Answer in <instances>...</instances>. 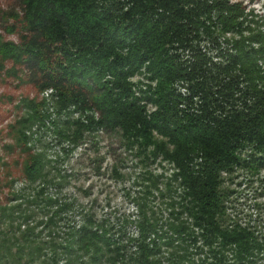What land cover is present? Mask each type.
<instances>
[{
    "label": "trees",
    "instance_id": "trees-1",
    "mask_svg": "<svg viewBox=\"0 0 264 264\" xmlns=\"http://www.w3.org/2000/svg\"><path fill=\"white\" fill-rule=\"evenodd\" d=\"M6 4L0 30L16 41L0 35V72L49 98L17 105L23 114L4 149L26 157L20 170L0 156V264H264V203L239 212L242 192L232 187L256 185L264 197V13L245 0ZM35 125L70 154L115 136L164 172L142 174L137 214L117 223L75 214L47 186L17 194L19 178L48 181L49 162L28 146ZM39 212L47 222H35ZM42 224L51 258L38 244Z\"/></svg>",
    "mask_w": 264,
    "mask_h": 264
},
{
    "label": "rangeland",
    "instance_id": "rangeland-1",
    "mask_svg": "<svg viewBox=\"0 0 264 264\" xmlns=\"http://www.w3.org/2000/svg\"><path fill=\"white\" fill-rule=\"evenodd\" d=\"M245 2L248 3L249 9L255 10V13H264V0H245ZM7 8L6 0H0V13ZM0 35L3 36L4 40L16 41L15 36L2 30H0ZM36 96L49 98L48 94L36 95V92L30 86L20 83L4 72H0V156L7 161H12L13 173L16 169L20 170V166L18 167L15 162L19 160L22 163L26 157L20 155L19 151L14 155H9L6 153L4 146L13 143L10 127L23 114L17 108L20 100L23 97L34 98ZM37 127L38 125H35L31 132V141L28 146H30L32 154L45 155L47 162H49L48 181L44 184L29 185L23 182L18 174H15V177L19 179L14 183V186L12 185L11 191H16L17 194H23L24 192L34 198L40 187L47 186L45 195L52 199L58 198L60 202L72 203L75 207V214L78 215L80 211H83L85 214H92L99 222L111 220L112 223H117L118 219L124 214H137L134 197L140 190L137 182H142V174L146 170H151L155 175L164 172V169L157 163L146 169L139 158L137 159L122 148L120 141L115 136L103 133L98 138L99 144L93 143V139H91L87 145L70 154L69 146L65 144L66 151H64L63 147L57 145V139L52 131L48 128L38 130ZM115 165L118 166V174L122 176L113 171ZM166 168L169 169L170 166L166 165ZM241 179L235 180V182H240ZM0 186V199L6 201L4 195L8 193V190L5 181ZM232 187L242 192V199L239 202L236 201L239 212L249 213L255 202L264 203V197L257 195L261 190L258 191L256 185H252V187L232 185ZM245 187L247 190L244 189ZM159 201L157 200L156 204H159ZM34 209L38 211L36 207ZM70 216L69 220L74 222ZM47 218L44 213L39 212L35 222L38 224L47 222ZM75 220H79L78 216ZM4 228H6V225ZM135 230L134 227L130 228L131 232H135ZM40 231L43 236L39 239L41 243L38 244L46 247L48 257L51 258V241L47 238L49 234L46 231L45 224L40 225L39 230H36V234ZM10 237L21 240L22 234L18 233ZM3 244L0 241V246H3ZM57 244L60 243L57 242ZM51 259H48V264H53ZM64 263V261L60 262V264ZM37 264L44 263L39 261Z\"/></svg>",
    "mask_w": 264,
    "mask_h": 264
}]
</instances>
